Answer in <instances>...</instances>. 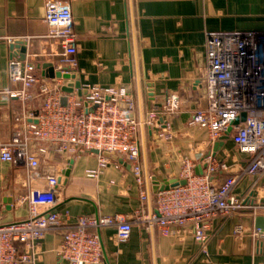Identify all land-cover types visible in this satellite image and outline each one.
<instances>
[{"label":"crops","instance_id":"crops-1","mask_svg":"<svg viewBox=\"0 0 264 264\" xmlns=\"http://www.w3.org/2000/svg\"><path fill=\"white\" fill-rule=\"evenodd\" d=\"M47 0H0V146L10 143L37 114L43 104L38 87L32 99L13 97L21 89L9 79V62L19 50L10 45L31 37L28 56L51 52L45 37ZM69 4L78 41L77 77L83 87L125 88L134 98L140 166L144 185L138 183L131 166L118 157L107 158L102 167L98 155L72 156L48 148L41 156L39 178L31 182L26 166L0 160V224H11L31 216L32 190H45L46 179L56 175L61 183L60 202L53 211L73 225L80 217H122L150 215L156 210V185L180 178L182 159L189 157L197 169L213 152L209 132L191 125L194 111L206 107L205 91L197 84L207 68V38L212 34L264 36V0H54ZM37 75L48 77L53 59L38 56ZM53 61L58 62L59 58ZM46 72V74H44ZM75 80H63V86ZM64 95L69 94L64 92ZM178 97L180 110L160 122L169 125L173 139L162 136V128L148 125L150 112L162 110L169 97ZM35 117V116H34ZM226 162L228 173H238L248 157L237 152L231 138L215 154ZM71 161L73 164L71 165ZM71 166L68 178L64 173ZM96 171L97 177H88ZM229 174L219 172L215 183ZM145 193L146 199L141 195ZM235 193L247 197L250 205L264 206V176L246 177ZM44 212V209H39ZM238 226L247 229L236 234ZM261 230L255 239L250 234ZM116 228L101 231L104 258L101 264H264V209L247 210L227 219L214 220L206 255L189 232L163 237L155 228L134 224L126 243L115 240ZM260 242V243H259ZM62 235L49 232L38 247L34 264H69L58 257Z\"/></svg>","mask_w":264,"mask_h":264},{"label":"built area","instance_id":"built-area-1","mask_svg":"<svg viewBox=\"0 0 264 264\" xmlns=\"http://www.w3.org/2000/svg\"><path fill=\"white\" fill-rule=\"evenodd\" d=\"M45 9L44 21L48 26L45 38L52 42L51 52L45 51L33 58L27 56L25 61L17 54L9 62L11 83L21 85L12 96L30 101V91L38 87L43 104L10 143L0 146V160L26 166L29 180L35 182L39 178L41 156L47 154L48 148L32 151L34 144H44L57 153L76 157L98 155L102 167L108 161L104 154H115L131 166L143 186L138 143L141 123L134 118L133 96L125 88L90 86H82L87 91L82 97L77 90L65 96L63 78L50 82L42 81L37 75L38 56L59 58L58 62L50 63L55 72L62 75L77 77L78 73V41L70 5L47 0ZM18 41L28 47L32 38ZM206 58V72L197 86L204 89L207 106L194 111L191 125L207 129L213 146L227 134L232 122L246 113V121L233 128L230 138L237 152L248 157L247 166L236 174H229L226 162L209 154L203 161L202 174L198 175L196 164L184 157L179 180H185L186 185L158 192L156 210L150 215L137 213L131 219L80 217L73 225L67 222L68 217L63 218L53 211L60 202L61 182L58 176L50 175L45 190L31 191L28 219L0 224V264H34L39 256L38 247L49 232L62 235L57 253L60 260L69 264H101L104 258L101 231L116 228L115 240L122 244L130 239L134 224L155 228L163 237L189 232L200 244L201 254L206 255L214 220L264 209L263 205L248 204L247 197L235 193L246 177L264 176V36L255 33L209 35ZM179 110L178 97L171 95L165 108L155 107L150 112L146 123L162 128L165 139H173L169 125L161 123L160 119L169 118ZM219 172L229 175L221 183H215L214 176ZM87 175L97 177V172L89 171ZM141 198L146 199L145 193ZM247 231L238 226L236 234L243 235ZM250 234L255 239L263 236L259 229Z\"/></svg>","mask_w":264,"mask_h":264},{"label":"water","instance_id":"water-1","mask_svg":"<svg viewBox=\"0 0 264 264\" xmlns=\"http://www.w3.org/2000/svg\"><path fill=\"white\" fill-rule=\"evenodd\" d=\"M10 49L12 52H14L15 50H19V58L21 61H25L27 59V56H28V47L27 45L24 43V42H21V41H17L13 44L10 45ZM47 67L49 68V71H48V77L52 78V79H55V78H63L64 80H75V83H72V84H68L66 87L63 88V91L67 94H72L74 93L75 90L78 91V95L80 97H82L83 95H86L87 94V91L86 90H83L82 89V83L80 82V80L78 79V77L76 76H72V75H62L61 72H55L54 70V67H53V64H46ZM44 74H46V72H44ZM66 100L64 99L63 100V103L65 104ZM246 118H247V114L246 113H243L241 115V117L235 119L233 122H232V125L231 127L228 129L227 131V134L222 137L217 143H215L214 145V148H213V152L211 153V155L213 157H215V154L224 146V143L225 141L229 140L230 139V135L233 131V128L234 127H237L239 126L241 123L245 122L246 121ZM37 123V122H36ZM96 154H99L98 152H95ZM106 157H113L114 159L116 160H119L118 157L115 155V154H108V153H105L104 154ZM73 164V161H71V165ZM71 174V166L70 168L68 169V171H66L64 173V176L66 178H68ZM196 174L198 175H201L202 174V169L199 168L196 170ZM62 184L65 183L66 181L62 180L60 181ZM186 185V181L185 180H178V179H175V180H171V181H168V182H165L162 187H160L157 183L156 185V191H165V190H169L170 188H174V187H177V186H184Z\"/></svg>","mask_w":264,"mask_h":264}]
</instances>
